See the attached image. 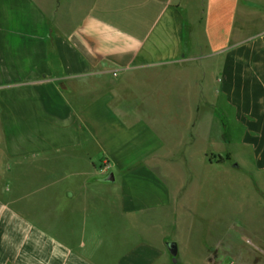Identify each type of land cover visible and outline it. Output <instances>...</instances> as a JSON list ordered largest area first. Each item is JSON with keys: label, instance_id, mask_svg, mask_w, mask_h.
Segmentation results:
<instances>
[{"label": "crops", "instance_id": "obj_1", "mask_svg": "<svg viewBox=\"0 0 264 264\" xmlns=\"http://www.w3.org/2000/svg\"><path fill=\"white\" fill-rule=\"evenodd\" d=\"M226 153L264 170V0H0V264H162Z\"/></svg>", "mask_w": 264, "mask_h": 264}, {"label": "rangeland", "instance_id": "obj_2", "mask_svg": "<svg viewBox=\"0 0 264 264\" xmlns=\"http://www.w3.org/2000/svg\"><path fill=\"white\" fill-rule=\"evenodd\" d=\"M199 157L202 166L184 195L164 212L140 218L137 241L158 244L161 233L174 241L176 262L168 253L162 264H264V170L250 163L233 167L228 153L214 157L222 164Z\"/></svg>", "mask_w": 264, "mask_h": 264}, {"label": "water", "instance_id": "obj_3", "mask_svg": "<svg viewBox=\"0 0 264 264\" xmlns=\"http://www.w3.org/2000/svg\"><path fill=\"white\" fill-rule=\"evenodd\" d=\"M234 166H237L236 163H234ZM112 175L109 174L107 177H105V180H112ZM165 246L169 252V254L171 255L172 261L176 262V255H177V245L174 241H165Z\"/></svg>", "mask_w": 264, "mask_h": 264}, {"label": "trees", "instance_id": "obj_4", "mask_svg": "<svg viewBox=\"0 0 264 264\" xmlns=\"http://www.w3.org/2000/svg\"><path fill=\"white\" fill-rule=\"evenodd\" d=\"M219 159H221V158L219 157Z\"/></svg>", "mask_w": 264, "mask_h": 264}]
</instances>
